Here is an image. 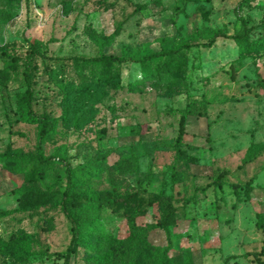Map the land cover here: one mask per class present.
I'll list each match as a JSON object with an SVG mask.
<instances>
[{
    "label": "rangeland",
    "instance_id": "374dc122",
    "mask_svg": "<svg viewBox=\"0 0 264 264\" xmlns=\"http://www.w3.org/2000/svg\"><path fill=\"white\" fill-rule=\"evenodd\" d=\"M239 17L264 22V0H0V264H62L57 254L71 239L59 204L62 159L79 169L76 208L87 223L70 264H158L154 248L166 237L156 221L168 211L175 214L166 264L230 256L227 264H258L243 255L264 246L256 228L264 214V49L239 53L228 38L193 47L176 84L146 82L139 66L125 64L102 81L83 70L93 79L78 85L70 61L206 43L211 33L235 34ZM30 44L45 56L29 71L31 108L53 126L38 157L41 121H26L24 111ZM190 102L176 155L173 110ZM222 172L221 188L200 191ZM106 197L126 203L112 207Z\"/></svg>",
    "mask_w": 264,
    "mask_h": 264
},
{
    "label": "trees",
    "instance_id": "16d2710c",
    "mask_svg": "<svg viewBox=\"0 0 264 264\" xmlns=\"http://www.w3.org/2000/svg\"><path fill=\"white\" fill-rule=\"evenodd\" d=\"M248 1L249 0H240V3L245 4ZM238 21L239 26L235 34L227 36L225 33H211L205 36V40L207 41L206 43H183L174 48L160 49L159 51L151 52L147 55L127 57L125 55L119 54H100L92 58L72 57L70 58V61L74 62V64L79 68L78 79L80 83L78 82V85H83L87 82L90 83L89 80L93 79V76L85 77L82 73L83 70H92V72L97 71L95 80L102 81L106 77L105 75L107 70L113 71L112 77H116L119 72L118 69L125 64H134L139 66L142 70V79L146 82H170L176 84L181 82V72L187 67L186 62H184L181 57L184 53L190 51L193 47L211 48L217 38H228L234 42L239 53L254 52L264 49V22L256 26H250L249 23L245 20V18L239 17ZM256 30L258 31V35L257 37H254L253 32ZM112 37L113 35L109 36L105 41L101 43V45L106 44L107 41H110ZM92 39L96 43H100L98 37H93ZM28 48V55L25 57L26 63L23 72L24 80L26 82V102L24 111L26 121H41V126L37 135L38 155H36V157H38L39 154L42 153V145L47 141L48 137L52 133L53 126L49 122V119L45 114H43L40 118H35L31 108V103L33 99V89L29 82V71L33 67V63L36 58L42 59L45 58V56L41 54L33 44H30ZM4 59H9L12 62H16L19 58L4 56ZM258 85L262 89H264L263 80H259ZM194 104L195 102H190L183 109L173 110V112L179 114L177 134L173 143L176 155H180L182 152L180 147L183 143V137L185 135L186 120L189 116H192L194 114ZM200 104L204 106L205 102L201 101ZM101 133L102 135H105V131L102 130ZM252 159L253 157L250 154L249 157L243 160V165L250 163ZM61 161L62 165L65 167L66 185L61 195V200L59 204L61 213L70 224L71 239L64 253L57 254V257L62 260V264H70L71 256L74 255L77 249L83 244V232L87 228V223L85 220H83L84 211L76 208L78 202L80 201L78 195L74 194L75 190L79 186V181L81 180V176L79 175V169L71 168V166L66 163L65 159H62ZM171 170H174V166L171 167ZM222 177L223 172L213 181L212 184L204 188H200V191L203 193L210 186L221 188ZM148 194L150 193L148 192ZM151 195V197L155 198L158 197L159 194ZM104 201L107 204L112 205V207H118L119 205L126 203L125 198L115 197H106L104 198ZM87 203H90L91 205V197L88 198L86 204ZM174 214L175 212L173 211L164 212L162 217L156 221V227L161 229L166 237V246L154 248V260L158 262V264H166L168 260V253L172 249L169 224L172 218L174 217ZM263 216L264 214L262 213L256 215V228L264 232ZM263 255L264 246L261 247V250L258 253H246L243 256H251L256 263L264 264V261L261 260V257ZM235 257L236 256L227 257L223 264H227L231 259ZM189 264H191V262H189Z\"/></svg>",
    "mask_w": 264,
    "mask_h": 264
}]
</instances>
